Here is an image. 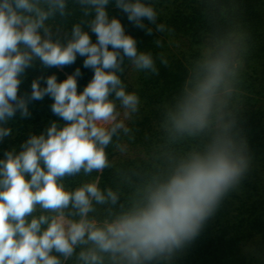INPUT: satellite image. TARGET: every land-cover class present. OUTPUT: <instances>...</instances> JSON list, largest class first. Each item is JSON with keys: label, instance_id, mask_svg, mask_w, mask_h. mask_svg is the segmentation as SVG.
<instances>
[{"label": "clouds", "instance_id": "1", "mask_svg": "<svg viewBox=\"0 0 264 264\" xmlns=\"http://www.w3.org/2000/svg\"><path fill=\"white\" fill-rule=\"evenodd\" d=\"M73 2L81 19L69 30L59 22L71 14L69 0H0V142L13 134L5 125L16 113L29 117V102L45 96L64 122H51L0 158V264H172L251 165L239 127L247 36L229 31L200 45L163 109L160 164L118 170L121 186H102L105 171L115 168L107 150L127 154L121 137L133 138L129 122L140 109L139 95L122 80L125 59L138 72L159 69L153 53L139 50L110 17L112 0ZM115 7L149 35L145 20L156 32L167 30L149 0H115ZM78 56L93 71L82 91L77 68L62 81L37 76L30 95L20 93L28 70L63 68ZM160 63L168 65L163 54ZM81 176L92 178L68 184Z\"/></svg>", "mask_w": 264, "mask_h": 264}, {"label": "trees", "instance_id": "2", "mask_svg": "<svg viewBox=\"0 0 264 264\" xmlns=\"http://www.w3.org/2000/svg\"><path fill=\"white\" fill-rule=\"evenodd\" d=\"M158 12L157 23L166 26L165 32L151 35L136 27L127 14L115 7V0L107 6L110 17L121 20L127 34L137 40L139 50H150L156 58L158 75L136 71L125 59L122 80L126 90L136 92L141 100L139 112L132 117V139L121 137L128 148L121 155L109 148L114 170H106L102 186L120 187L118 170L139 169L141 172L160 164L156 153L160 151L159 122L168 101L180 90L191 62L199 55L200 45L214 34L243 31L247 36V51L242 73L243 103L239 114L241 134L247 141L251 165L239 187L229 193L212 218L205 224L198 238L179 253L172 264H264V0H149ZM71 14L63 23L70 30L81 19V13L73 0H69ZM93 42L95 35L89 33ZM162 42L161 47L154 43ZM168 65L160 63V56ZM83 57L63 68L41 69L37 66L27 72L20 93L30 95L31 82L37 76L55 74L58 81L66 79L77 68L78 91H82L92 79L93 71L83 66ZM43 86V81L41 82ZM52 98L30 101V116L20 113L8 122L13 134L0 142V158L5 150L19 145L30 134H40L51 122L63 125V121L51 111ZM96 174H93V177ZM92 177L70 178V186H77ZM136 180V177H133ZM124 191L130 188L124 186Z\"/></svg>", "mask_w": 264, "mask_h": 264}]
</instances>
